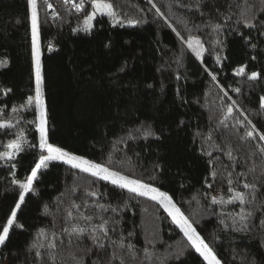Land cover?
Instances as JSON below:
<instances>
[{"label":"trees","instance_id":"obj_1","mask_svg":"<svg viewBox=\"0 0 264 264\" xmlns=\"http://www.w3.org/2000/svg\"><path fill=\"white\" fill-rule=\"evenodd\" d=\"M105 2L115 19L97 13L86 32L92 0L79 11L80 0H37L48 141L167 192L222 264H264V141L246 136L253 124L264 133V0ZM177 31L201 41L200 58ZM34 91L27 0H0V123L13 125L0 129V153L21 136L24 149L0 159V224L41 154L35 104L24 107ZM244 183L257 185L256 200L226 203L249 192ZM214 192L225 202L213 204ZM72 203L80 207L66 218ZM242 209L252 215L241 220ZM105 220L100 249L89 236ZM16 222L0 264H109L114 253L124 264H206L154 201L62 161L38 172ZM77 225L79 239L64 231Z\"/></svg>","mask_w":264,"mask_h":264},{"label":"snow or ice","instance_id":"obj_2","mask_svg":"<svg viewBox=\"0 0 264 264\" xmlns=\"http://www.w3.org/2000/svg\"><path fill=\"white\" fill-rule=\"evenodd\" d=\"M65 3L72 2V0H64ZM149 3H151V0H149ZM27 4L31 10V38H32V62H33V70H34V81H35V96H29L27 98V102L24 105L25 108H28L35 104V109L38 113L35 126L36 131L39 133V144L38 147L40 149V156L37 163H35V166L31 169V174L27 177L26 181L23 183H19V199L18 202L15 204V207L11 209L10 215L6 219V223L0 224V247L4 246L6 241L9 238L10 230L13 229V227L22 228L23 225L18 224L17 221V212L20 210L21 205L25 201V196L34 191V181L37 179L38 172H40L42 169H46L49 166V163L52 161H62L64 164L69 165L72 169H78L80 172L90 174L93 177H98L101 180L107 181L111 183L112 185L120 188V189H126L128 192L135 194L136 196L145 197L151 201H154L156 204H158L161 208L164 209L165 212L168 213V215L172 218V221L176 226L179 228V230L184 234V237L187 239L188 244L191 246V248L195 249L197 253H199L200 257L203 258V260L206 262V264H221V260L217 257V254L214 252L213 248L209 246L208 243L205 242V239L200 235L199 232H197L196 228L193 226V223L186 217L183 212H181L180 208L176 206V204L173 201L172 196H170L167 192L161 191L159 188L153 186L150 183L143 182L140 179H131L127 175H123L120 172L113 171L109 167L104 166L99 163H95L89 159H86L82 156H77L74 154H71L65 150H63L60 147H56L53 144L49 143L48 141V134H47V119H46V107L44 102V76H43V69H42V63H41V50H40V25H39V18H38V11H37V0H27ZM92 8L93 12L88 15L84 21V31H89L92 28L91 21L96 17L97 13L102 15H107L109 17H112L115 19L116 11L114 9V6L111 2H105V0H92ZM48 8H52L53 6L49 3L47 4ZM74 7L77 11L81 10L84 7V0H80L79 4L74 3ZM153 8H155V4L152 5ZM157 12H159V9H156ZM57 14L53 13V16L55 18ZM230 19V17H229ZM119 22V21H117ZM245 25V27H253L254 25L247 21H242ZM136 21L129 20V25H134ZM171 27V25H169ZM213 27L214 31H220L223 27L221 24H216ZM173 31H176L173 29ZM177 37L181 39L182 42L186 43L187 48L191 50L192 53L195 54L197 58H200L205 51L204 45L201 43V41L195 37L189 35L188 37H184L181 35L180 32H176ZM49 50H51V46L49 47ZM217 61L219 62V57H217ZM207 71V69H206ZM245 74V68L240 67L236 71V75L241 76ZM260 77V73L252 72L248 79L255 81ZM213 81L217 80L216 75L211 76ZM8 91H11L10 89ZM235 91L237 93L240 92L239 88H236ZM225 95H227V92H225ZM261 100V107H264V97L260 98ZM233 105L236 104L235 101L232 102ZM13 112H16L17 109L13 108ZM233 113V107L229 106L227 108V115L231 116ZM227 118V117H225ZM223 123V121H221ZM249 124H251V121H248ZM13 127L11 123H0V129H8ZM254 133L258 135V138L260 141H264V133H258L256 129V125H252V131H248L246 133L247 138H255ZM151 132H145L144 135L148 136L151 135ZM23 137L21 136L17 140H13L12 142L8 143L7 145V151L0 153V159H6V160H13L19 154L22 152L23 146ZM35 147V145H33ZM259 152L264 155V147L259 148ZM210 155V154H209ZM229 157H231V153H228ZM15 167V165H13ZM212 177L215 178L217 176L216 172L211 173ZM231 174H229V177ZM15 183V181H14ZM233 183V180L231 178L228 179V184L231 185ZM212 185L209 184L208 187H211ZM243 188L246 190H249V192L246 194L245 192H235L232 199L226 201V203H233L234 201H239L241 205L245 203H252L256 200V194L258 191L257 185L252 183H244ZM229 191H233V189L230 187L228 189ZM91 196H95L96 193H88ZM248 196L251 197V199H248ZM225 201L217 200L216 197L212 198V203H224ZM80 206L72 203L70 204L67 211V217H72V211L71 209H78ZM102 207V206H101ZM106 210V209H105ZM115 211V209H113ZM252 215V212H247V214H240V219L244 220L247 219L249 216ZM81 219L90 221L91 216H84L81 214ZM107 221H103L98 226L94 227L92 229V233L90 234L89 238L91 239L93 245L97 246L100 249H103L105 246L101 242V237L97 234V228L99 229L100 233H103V235L106 237L108 235V228L106 227ZM239 230V229H238ZM65 232H68L69 235L76 234L77 238L79 239L81 236H83L86 232V229L79 227L78 225L75 227H72L69 231L68 228L64 229ZM124 245L121 244L120 247H123ZM50 247H55V245H50ZM129 248L132 246L129 245ZM37 256L40 255L39 252L36 253ZM134 258V257H133ZM117 259L120 261V264H124L123 258L116 256L115 253L113 256L109 259V264H111V260Z\"/></svg>","mask_w":264,"mask_h":264},{"label":"rangeland","instance_id":"obj_3","mask_svg":"<svg viewBox=\"0 0 264 264\" xmlns=\"http://www.w3.org/2000/svg\"><path fill=\"white\" fill-rule=\"evenodd\" d=\"M29 20H30V37H31V10H30V8H29ZM31 47H32V38H31ZM41 50V49H40ZM34 96H35V91H34ZM37 115H38V113H37ZM50 143V142H49ZM51 144H53L54 146H56V147H60L59 145H57V144H54V143H51ZM60 148H62V147H60ZM63 150H65V151H67V152H69V153H71V154H74V155H77V156H82V155H80V154H77V153H74V152H72V151H69V150H67V149H65V148H62ZM82 157H84V158H86L85 156H82ZM86 159H88V158H86ZM39 160V159H38ZM38 160L36 161V163L38 162ZM92 161V160H91ZM94 162V161H93ZM96 163V162H95ZM34 166H35V164H34ZM33 166V167H34ZM32 167V168H33ZM31 174V170H30V172H29V175ZM28 175V176H29ZM124 175V174H123ZM129 177V176H128ZM129 178H131V179H135V178H132V177H129ZM144 182V181H143ZM153 186H155V185H153ZM155 187H157V186H155ZM158 188V187H157ZM161 190V189H160ZM162 191V190H161ZM217 196H218V194L216 193V192H214L213 193V196H212V198L213 197H216L217 198ZM168 214V213H167ZM169 216V215H168ZM170 217V216H169ZM170 220L172 221V218L170 217ZM173 222V221H172ZM222 264V263H221Z\"/></svg>","mask_w":264,"mask_h":264}]
</instances>
